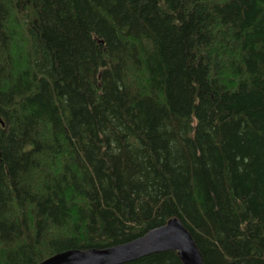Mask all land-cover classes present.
I'll return each instance as SVG.
<instances>
[{
  "label": "trees",
  "instance_id": "16d2710c",
  "mask_svg": "<svg viewBox=\"0 0 264 264\" xmlns=\"http://www.w3.org/2000/svg\"><path fill=\"white\" fill-rule=\"evenodd\" d=\"M0 119V264H264V0H0Z\"/></svg>",
  "mask_w": 264,
  "mask_h": 264
},
{
  "label": "water",
  "instance_id": "95a60500",
  "mask_svg": "<svg viewBox=\"0 0 264 264\" xmlns=\"http://www.w3.org/2000/svg\"><path fill=\"white\" fill-rule=\"evenodd\" d=\"M0 124L3 125L1 119ZM168 251L176 252L182 264H204L190 233L178 220L123 245L103 250H70L40 264H126Z\"/></svg>",
  "mask_w": 264,
  "mask_h": 264
}]
</instances>
